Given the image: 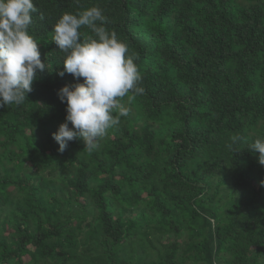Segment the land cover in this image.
Wrapping results in <instances>:
<instances>
[{
	"label": "trees",
	"instance_id": "16d2710c",
	"mask_svg": "<svg viewBox=\"0 0 264 264\" xmlns=\"http://www.w3.org/2000/svg\"><path fill=\"white\" fill-rule=\"evenodd\" d=\"M34 4L49 71L0 108V264H264V165L250 150L264 137V0ZM92 6L138 54L143 92L120 99L130 114L98 149L77 139L60 153L57 90L78 81L58 75L53 25Z\"/></svg>",
	"mask_w": 264,
	"mask_h": 264
},
{
	"label": "clouds",
	"instance_id": "9594fccd",
	"mask_svg": "<svg viewBox=\"0 0 264 264\" xmlns=\"http://www.w3.org/2000/svg\"><path fill=\"white\" fill-rule=\"evenodd\" d=\"M37 11L34 0H0V108L27 101L38 73L49 71L29 33ZM107 20L100 7L92 6L64 12L53 25L51 42L63 54V71L58 75L68 73L78 81L57 90L58 99L66 105L64 122L52 133L60 153L77 139L89 153L98 149L108 130L130 114L120 99L143 92L135 63L138 54L130 53L128 44L105 27ZM82 27L92 34H82ZM250 150L258 153V162L264 165V137L256 138Z\"/></svg>",
	"mask_w": 264,
	"mask_h": 264
}]
</instances>
